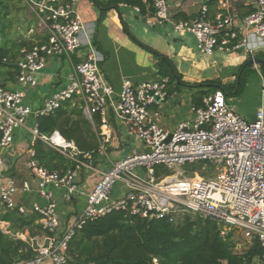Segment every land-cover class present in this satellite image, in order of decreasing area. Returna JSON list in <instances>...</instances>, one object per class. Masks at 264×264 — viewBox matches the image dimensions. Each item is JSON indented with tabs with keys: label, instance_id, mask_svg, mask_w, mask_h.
I'll return each instance as SVG.
<instances>
[{
	"label": "built area",
	"instance_id": "obj_1",
	"mask_svg": "<svg viewBox=\"0 0 264 264\" xmlns=\"http://www.w3.org/2000/svg\"><path fill=\"white\" fill-rule=\"evenodd\" d=\"M78 1L62 4L60 0H24L43 17L47 38L44 43L20 50L14 81L33 88L49 60L80 57L66 86L50 94L35 111L24 104L23 92L0 85V150L11 146L15 131L27 128L29 118L48 116L75 98L79 99L85 117L100 118V151L107 141L109 112L124 124L127 136L141 144L142 150L113 163L102 173L86 196L82 211L67 226L62 224L48 189H60L70 200L79 195L77 178L81 167H90L77 161L78 152L71 143L64 140L63 145H58L52 143V136L41 137L45 144L76 162V167L59 174L34 161L28 164L36 181L34 191L45 200L42 206L33 204L31 211L39 216L46 236L42 243L26 240L36 256L17 264H67L68 243L76 232L87 221L110 211L169 223L185 214L217 220L223 224L221 235L233 231L249 245L256 240L261 255L251 264H264V106L256 110L253 121H247L221 96L207 95L201 107L192 108L191 120L179 122L172 132L162 129L158 110L150 107L159 109L166 101L167 79L137 86L124 80L120 92L115 94L100 68L103 57L94 45V29L74 11ZM195 1L201 4L197 14L190 20L173 23L168 0H153L154 17L159 23L172 24L176 32L192 34L199 52L209 57L215 51L246 48V35L264 47V0H249L251 13L240 20L239 28L235 26L237 18L229 12L231 0ZM209 2L217 6L212 16ZM28 131L34 140L39 137L36 128ZM146 148L151 149L150 154ZM200 162L208 163L219 173L208 178L198 177L196 171L187 173L189 166ZM157 167L161 171L158 176ZM116 184L118 189H114ZM32 191L27 182L17 187L11 178L0 177V214L16 210L24 216L25 210L17 205L16 197L19 192ZM0 231L9 234L6 228ZM14 237L22 238L19 233Z\"/></svg>",
	"mask_w": 264,
	"mask_h": 264
},
{
	"label": "crops",
	"instance_id": "obj_2",
	"mask_svg": "<svg viewBox=\"0 0 264 264\" xmlns=\"http://www.w3.org/2000/svg\"><path fill=\"white\" fill-rule=\"evenodd\" d=\"M19 1L29 10H34L28 7L24 0ZM168 3L173 23L179 20L192 19L201 7V4L195 0H168ZM207 5L209 15L212 16L217 11L216 3L209 2ZM251 10L249 0L230 1L229 12L237 18L236 28H239L240 20L249 15ZM74 11L84 23L94 29V45L103 57L100 68L105 82L113 88L115 94L120 92L124 80H129L134 86H137L141 83L165 78L158 68L160 57L173 66L176 74L180 77L179 80L171 81L166 87V92L169 91V93L167 92L166 101L162 103L159 109L154 106L150 107L153 111L158 110V124L168 132H172L179 122L193 118L192 108L195 107L192 104V95L200 90L196 85L216 82L222 86H233L239 82L242 76L239 74V70L248 58L255 56L264 59V47L255 38L248 35H246V39H248L246 48L230 52L215 51L211 57L202 54L197 49L192 34L187 31L176 32L172 24L157 22L153 11L151 12L148 8L145 14H141L136 8L120 5L117 9L100 13L89 0H79ZM37 15L39 16L38 13ZM177 16L179 18H175ZM9 24L10 28L7 33L11 29V23L9 22ZM9 38L26 41L33 47L44 43L47 33L45 36L33 40L18 36ZM234 52L239 55L232 57L231 53ZM77 59L73 56L69 60L64 57L49 60L37 78V85L33 88L21 86L14 80L10 82L1 81L0 83H3L1 86L9 90L23 92L24 104L35 111L43 105L50 94L66 86L68 76L73 72L74 64L78 62ZM254 67L251 66V73L243 77L244 87L239 95L226 98L221 90L210 92L207 90L209 88L202 89L208 91L207 95L221 96L236 113L247 121H253L256 110L260 106H264V75L259 68ZM71 103L80 104V101L75 98ZM91 118L87 119L91 120ZM106 118L107 141L103 143V149L98 150V156L94 160L97 162L96 168L90 169L91 172L85 171L83 174L80 170L77 178L79 195L72 196L68 200L60 189H48L51 191L52 200L57 205V211L63 225L68 226L73 218L82 211L86 196L100 180L103 172H106L113 163L133 152L142 150L141 144L127 136L126 128L120 120L110 112ZM31 127L36 128L35 120L29 118L27 128L15 131L11 146L0 150V177L11 178L17 187H20L23 182L30 185L33 191L28 194L19 192L16 203L24 208L25 217H36L32 227L38 229L39 232L34 233L33 236L27 230L16 233H19L25 242L27 240L31 243L36 241L42 243L46 234L42 230L39 216L31 211L33 204L40 206L45 204V200L34 191L36 181L28 168V164L33 161L31 157L34 138L28 131V128ZM100 127L101 124L99 129ZM52 141L62 144V140L58 137ZM71 144L73 145V143ZM116 195L118 193L115 190L114 196ZM9 212L17 213L16 210L1 213L0 229L6 228L11 234L10 224L1 221Z\"/></svg>",
	"mask_w": 264,
	"mask_h": 264
},
{
	"label": "trees",
	"instance_id": "obj_3",
	"mask_svg": "<svg viewBox=\"0 0 264 264\" xmlns=\"http://www.w3.org/2000/svg\"><path fill=\"white\" fill-rule=\"evenodd\" d=\"M12 0H0V82L14 80L20 50L31 48L26 41H17L8 37L10 24L5 21L10 15L9 3ZM67 4L70 0H60ZM100 13L117 9L124 5L136 8L141 14L148 8L151 12L153 0H89ZM175 18H179L178 16ZM158 68L167 79L166 87L174 80H179L173 66L162 57ZM251 66L243 63L239 82L233 86H222L216 82H205L196 85L200 88L192 95L195 108L202 106V98L208 91L221 90L224 96L239 95L244 87V79ZM264 73V67H260ZM3 85V83H0ZM202 88H209L203 90ZM202 89V90H201ZM169 93V91H167ZM209 92V93H210ZM39 137L34 140L32 160L39 167L49 172L64 174L76 167V162L47 146L40 138L55 137L73 143L78 152L77 161L86 163L95 160L101 145L99 136L100 119L97 115L91 120L84 117L80 104L64 102L48 116L35 119ZM58 133V134H57ZM89 156V158L87 156ZM203 162L187 168V173L195 171L205 177L209 168L203 172ZM199 171V172H198ZM160 169H155L156 176ZM1 221L10 224L11 234L0 231V264H17L36 256L28 242L13 236L16 232L31 231L36 217H25L16 212H9ZM223 224L210 218H200L185 214L175 223L166 220H146L129 216L122 211H110L105 215L87 221L67 247V264H251L261 255V248L256 240L252 241L243 254L234 252L235 240L233 231L221 235ZM32 236L34 233H30Z\"/></svg>",
	"mask_w": 264,
	"mask_h": 264
},
{
	"label": "rangeland",
	"instance_id": "obj_4",
	"mask_svg": "<svg viewBox=\"0 0 264 264\" xmlns=\"http://www.w3.org/2000/svg\"><path fill=\"white\" fill-rule=\"evenodd\" d=\"M9 8H10V15L8 16V19L5 20L8 24V22L11 23V29L8 32L9 37H20L23 39H31L33 40L34 38H41L46 35L47 30L45 27V22L43 20L42 16H38L37 13L34 10H29L22 2L19 0H12L9 3ZM43 22H42V21ZM44 23V24H43ZM237 52L231 53V56H237ZM230 55V54H228ZM239 55V54H238ZM254 68L260 69L259 66H255ZM251 73V72H250ZM264 75V73H263ZM82 164V163H81ZM92 168H96L97 162L93 160H87L86 163H84ZM81 167V172L82 174L85 173V171L91 172L90 169ZM205 168V169H204ZM206 170V165L202 167L201 171ZM199 172V171H198ZM219 173V170L216 168H209L207 171V174H205V177L203 178H208L211 176H215ZM198 175V173H197ZM198 177H200L198 175ZM119 184H116L114 189H118ZM39 232L38 229L35 227L32 228V230L29 233H36ZM233 238L235 240V249L234 252L237 254H243L245 251L248 249L249 244L243 241L237 234L233 233Z\"/></svg>",
	"mask_w": 264,
	"mask_h": 264
},
{
	"label": "water",
	"instance_id": "obj_5",
	"mask_svg": "<svg viewBox=\"0 0 264 264\" xmlns=\"http://www.w3.org/2000/svg\"><path fill=\"white\" fill-rule=\"evenodd\" d=\"M247 65L248 66H259V67H264V59H259L255 56H251L250 58H248L247 60ZM169 139H171V136L169 137ZM147 154L151 153V149L150 148H146L145 149Z\"/></svg>",
	"mask_w": 264,
	"mask_h": 264
},
{
	"label": "bare ground",
	"instance_id": "obj_6",
	"mask_svg": "<svg viewBox=\"0 0 264 264\" xmlns=\"http://www.w3.org/2000/svg\"><path fill=\"white\" fill-rule=\"evenodd\" d=\"M51 138H52V137H51ZM51 140H52V139H51ZM52 143H53V144H58V145H63L65 142H64V140H62V144L55 143V142H53V141H52Z\"/></svg>",
	"mask_w": 264,
	"mask_h": 264
}]
</instances>
